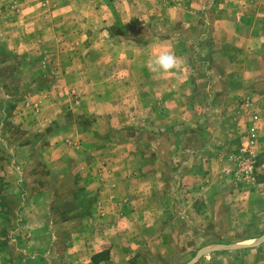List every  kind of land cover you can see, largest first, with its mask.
<instances>
[{
	"label": "rangeland",
	"instance_id": "1",
	"mask_svg": "<svg viewBox=\"0 0 264 264\" xmlns=\"http://www.w3.org/2000/svg\"><path fill=\"white\" fill-rule=\"evenodd\" d=\"M259 121L264 0H0V264H147L188 226L222 229L210 264H264L229 249L264 244L256 175L223 171L264 162Z\"/></svg>",
	"mask_w": 264,
	"mask_h": 264
},
{
	"label": "crops",
	"instance_id": "2",
	"mask_svg": "<svg viewBox=\"0 0 264 264\" xmlns=\"http://www.w3.org/2000/svg\"><path fill=\"white\" fill-rule=\"evenodd\" d=\"M259 123L261 125V130H263V132H264L263 122L259 121ZM253 148L257 149V151L264 150V143H263V146H261L260 143L254 144ZM173 166H174L173 164L166 166L167 171L168 170L172 171L174 168ZM179 167L180 166H178V168ZM181 168H182L183 172H185V164L182 165ZM255 181H256V183H255L254 187H252L251 189H248V193L250 194V197H253L255 199V203L257 205H263L264 204V162L262 164H260V166L257 170ZM166 185H167V187L174 188L175 183H174V181L167 180ZM262 217H264L263 214H262ZM186 226H188V225H186ZM217 230H219L220 232ZM217 230H214V229H211V230L202 229L201 230V228H199V227H196L194 229H191V227H189V226L184 227V228H182V230L179 234V238L181 237L182 240L179 243L177 250H176L174 245L169 246V244L168 245L162 244L164 246V247H162V245H160L158 243V240H157L156 244H153V246H154L153 250L155 249V251H153V253H157V254H155V256H153V254H152V256H150V259H148L145 256L144 258L146 259V263L147 264H176L177 263V259L175 258L176 252L179 251V252L184 253V254L190 253L193 246H195V244L191 242L192 233L194 234V236L201 239L200 244L197 245L198 247L195 249V253H196L195 256H197L200 259V260L198 259L199 260L198 264L201 263L202 259L205 261V258H209V256H211V255H213V257H212L213 261H209V264L211 262H214V261L216 262V260H219V261L223 260L222 259L223 256L228 253V251H227L228 246L225 245V247H222V245L220 243L218 244L216 238H214V240L210 243L204 241L205 240L204 237L219 236L221 234L222 229L217 228ZM237 243L239 244V242H237ZM108 244H109V246H111V243H108ZM238 244H236V246H238ZM230 246H229V249L231 250L230 253H233L235 251L237 252L240 250L242 252L250 253V252L260 251V249L262 247H264V244H261L260 246L247 245V247H246V245H243L245 247H236V246L230 247ZM114 247H116V246H114ZM102 248H106V247L102 246ZM237 248H239V250ZM111 249H112V246H111ZM159 250H164L170 254H168L166 259H164L162 257L160 260V256H159L160 253L159 252H162V251H159ZM130 258H131V255L126 253V255H124V259L121 261H118L117 264H130V263L132 264L131 260H129ZM186 258H188V261L186 262L185 257H183L184 261L182 262V264H191V260H189V258H190L189 254H188V257H186ZM154 260H156V261H154ZM108 262H109V264H111V261H108ZM221 262H224V261H221ZM219 264H224V263H219Z\"/></svg>",
	"mask_w": 264,
	"mask_h": 264
},
{
	"label": "built area",
	"instance_id": "3",
	"mask_svg": "<svg viewBox=\"0 0 264 264\" xmlns=\"http://www.w3.org/2000/svg\"><path fill=\"white\" fill-rule=\"evenodd\" d=\"M250 130L252 137H254L256 125L251 126ZM223 171L226 174L238 176L243 180L252 181L255 179L257 172V155L248 146H243L232 163L224 167Z\"/></svg>",
	"mask_w": 264,
	"mask_h": 264
},
{
	"label": "clouds",
	"instance_id": "4",
	"mask_svg": "<svg viewBox=\"0 0 264 264\" xmlns=\"http://www.w3.org/2000/svg\"><path fill=\"white\" fill-rule=\"evenodd\" d=\"M150 70L160 74L166 75L169 73L179 72L183 69V60L177 57L171 51H160L148 61Z\"/></svg>",
	"mask_w": 264,
	"mask_h": 264
},
{
	"label": "trees",
	"instance_id": "5",
	"mask_svg": "<svg viewBox=\"0 0 264 264\" xmlns=\"http://www.w3.org/2000/svg\"><path fill=\"white\" fill-rule=\"evenodd\" d=\"M99 255H100V253H97L96 255L93 256V258H94V262H96V263L98 262L97 259H98V256H99ZM96 260H97V261H96Z\"/></svg>",
	"mask_w": 264,
	"mask_h": 264
}]
</instances>
